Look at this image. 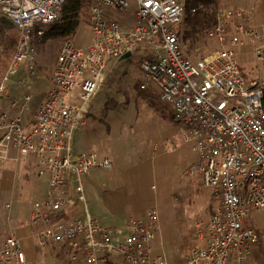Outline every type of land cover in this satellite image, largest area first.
<instances>
[{
	"label": "built area",
	"instance_id": "1",
	"mask_svg": "<svg viewBox=\"0 0 264 264\" xmlns=\"http://www.w3.org/2000/svg\"><path fill=\"white\" fill-rule=\"evenodd\" d=\"M132 1L135 21L124 24L108 9L126 10L130 0H90V43L65 38L51 86L29 113L38 78L37 42L46 26L61 17L66 0H0V16L19 31L0 77V98L11 97L9 108L0 110V157L10 149L17 151V159L33 156L38 175L48 177L44 198L34 203L28 221L43 224L34 233L39 246L56 242L69 264H104L107 255H117L125 264H170L165 253L156 252L157 208L122 225L104 223L98 215L100 198L90 195L85 178L114 163L94 147L80 152L73 147L75 129L85 124L107 67L144 44L140 88L159 87V101L169 105L183 140L197 154L186 174L199 175L218 200L211 217L196 222L184 264H243L259 241L246 217L264 209V75L247 81L241 66L252 61L260 70L264 64V24L257 25L245 7L217 6L205 35L218 48L192 59L178 31L185 1ZM22 63L27 71L19 76ZM69 207H79V216L63 218ZM0 264H31L14 230L0 241Z\"/></svg>",
	"mask_w": 264,
	"mask_h": 264
},
{
	"label": "rangeland",
	"instance_id": "2",
	"mask_svg": "<svg viewBox=\"0 0 264 264\" xmlns=\"http://www.w3.org/2000/svg\"><path fill=\"white\" fill-rule=\"evenodd\" d=\"M130 3L131 7L126 10L112 9L109 12L119 21L133 20L136 7L132 0ZM89 4L90 1L88 10L84 8L80 13L79 25L73 33L54 36L36 46L38 79L34 91H44L50 86L58 53L66 37H71L79 45L90 40ZM220 5L248 7L253 12L254 22L259 26L264 24V0H223ZM184 27L181 22L178 31ZM180 38L192 59L204 57L218 48L217 41L208 38L204 32L191 35L187 40H183L180 32ZM143 48L144 44L131 57L119 63L114 60L107 67L103 81L89 102L85 124L75 129L73 147L75 152L90 146L99 149L115 164L113 169H93L90 177L93 180L85 178L87 189L88 184L95 185L98 197L102 196L108 202L111 210L107 213L114 215L104 219V223L119 224L116 219L123 222L125 218L143 215L157 207L161 233L170 249L165 250L166 255L172 264H183L193 243L196 222L208 220L218 200L199 175L186 174L193 164L192 145L183 140L182 126L173 117L169 105L159 101V87L154 84L148 90L151 92L149 97L139 102L137 84L145 78L140 67ZM241 68L247 81L264 75V64L258 70L254 62H243ZM25 69L26 65L22 63L19 76L25 74ZM22 72L24 74L20 75ZM10 101V96L1 97L0 110L9 108ZM157 143L160 144L159 150L154 149ZM15 156L16 153H8L6 157H0V238L8 232L9 213L15 215L18 212L17 221H25L27 209L41 193L30 174L23 173L26 160ZM8 170L18 177L17 181L5 178ZM103 181H110L112 188H99L97 183ZM8 201L13 202L12 210L5 208ZM245 223L256 230L259 241L252 246L243 264H264V209L251 211ZM109 258L122 260L117 255L106 257Z\"/></svg>",
	"mask_w": 264,
	"mask_h": 264
},
{
	"label": "crops",
	"instance_id": "3",
	"mask_svg": "<svg viewBox=\"0 0 264 264\" xmlns=\"http://www.w3.org/2000/svg\"><path fill=\"white\" fill-rule=\"evenodd\" d=\"M222 2H223V0H222ZM236 6H238V5H236ZM239 6H242V7H245V6H243V5H239ZM245 8H247L248 10H251L250 8H248V7H245ZM108 10H112V9H108ZM134 21H135V16H133V20H130V19H123V21H121V22H123L124 24H133L134 23ZM91 38H92V33H91V37H90V40L86 43V44H82V45H87V44H89L90 43V41H91ZM25 72H26V69H25ZM24 72V73H25ZM23 72L22 73H20V75H22V74H24ZM53 75V74H52ZM38 79V78H37ZM37 79H35L34 80V87H33V90H32V94H33V97H32V101H31V104H30V111H29V113L39 104V102L43 99V97H44V95L46 94V92L49 90V88H50V86H51V83H52V76H51V83H50V86L45 90L44 89V91L43 90H35L34 91V89H35V87H36V81H37ZM142 81V80H141ZM141 83V82H140ZM152 88H153V86H152ZM152 88H150V89H148V90H151ZM34 91V92H33ZM158 94H159V92H157ZM146 100V99H145ZM158 145V146H157ZM157 146V147H156ZM154 149L155 150H159L160 149V144L159 143H157L156 145H154ZM192 150H193V148H192ZM194 152V153H193ZM10 153H12V154H14L15 155V153H16V156H17V151H15L14 149H10L9 150V154ZM192 153H193V155H192V162L194 163L195 161H196V159H197V154H196V152L193 150L192 151ZM16 156H15V158H16ZM108 156V155H107ZM17 159V158H16ZM20 159V158H19ZM20 160H26V162H25V165H24V171H23V173L25 172V171H27V173H29L30 174V177L32 178V181H36L37 182V188L40 190V196L33 202V204L27 209V218L25 219V221H17V217H18V212L17 213H15V215L14 214H12L13 212H10L9 213V215H8V223H9V228H8V232H7V234L5 235V236H3L2 238H0V241H2V240H4L8 235H9V233L11 232V231H15L22 239H23V243H24V246H25V249H26V251H27V255H28V258H29V260H30V262H31V264H65L66 262L65 261H67L66 259H65V255H64V248L63 247H60V245L59 244H57L56 242H54V241H47V243H46V245H44V246H39L38 244H37V240H36V238H35V236H34V233L38 230V229H40L42 226H43V224L42 223H36V224H31V223H29L28 221H29V217H30V215H31V213H32V209H33V206H34V203L35 202H37V201H39V200H41V199H43L44 198V195H45V193H46V190H47V187H48V177H46V176H41V175H38V169H39V163H38V161H37V159L35 158V157H33V156H31V157H29V158H27V159H20ZM19 160V161H20ZM114 166H115V164H114ZM113 168H115V167H113ZM112 168V169H113ZM8 172V174H6V177L5 178H8V177H11V178H13V179H16V181H17V178L18 177H15L12 173H13V171L12 170H8L7 171ZM15 172H18V170H15ZM36 175V176H35ZM92 176V175H91ZM26 177H28V175L26 176ZM35 177V178H34ZM91 180H93L92 178H90ZM9 180V179H8ZM102 183H110L111 184V182L110 181H103V182H101V183H97V186L99 187V188H101L102 190L104 189L103 187H102ZM34 185V184H33ZM35 187V188H36ZM73 187V186H72ZM88 187H89V189H88V191H89V193H90V195L92 196V197H94V196H98V194H97V192H96V190H95V185H89L88 184ZM117 187H118V185H117ZM152 187H153V185H152ZM104 190H108V189H104ZM72 194H74V191H73V188H72ZM99 198H100V201H101V206H100V208H99V210H98V215H99V217L100 218H102V220L104 221V219H106V220H108L109 219V217L110 218H112L114 215L113 214H108L107 213V211L108 210H111L110 208H109V206H108V202H106L105 201V199L104 198H102V196L100 197L99 196ZM8 203H11V206L10 207H7V204ZM217 204H218V202H216L215 203V208H214V211H215V209H216V207H217ZM14 206H13V202L12 201H8L6 204H5V208L7 209V210H12V208H13ZM102 208V209H101ZM157 208V207H156ZM157 210H158V208H157ZM78 211H79V207H76V208H74V207H69V208H67L66 210H65V213L63 214V218H66V219H70L71 217H75V216H79V213H78ZM214 211L212 212V214L214 213ZM148 212V211H147ZM146 212V213H147ZM146 213L145 214H143V215H140V216H131V217H143V216H145L146 215ZM158 213H159V211H158ZM10 214H12L13 215V219L11 220V215ZM211 214V215H212ZM211 215H210V217H211ZM209 217V218H210ZM130 217H128V218H125L124 220H123V222L120 220H117L116 219V222L118 223V222H120L119 224H114V225H122V224H124L125 222H127V220L129 219ZM159 218H160V215H159ZM208 218V219H209ZM19 219V218H18ZM11 220V221H10ZM190 248H191V246H190ZM190 248H189V250H190ZM169 250L170 251V249H169V247H168V243L163 239V236H162V233H161V224H160V229H159V231H158V233H157V238H156V252H163V253H165V255H166V252H165V250ZM188 250V251H189ZM187 254H188V252H187ZM107 256H109V255H107ZM167 256V255H166ZM187 256V255H186ZM111 258H113L112 256H110ZM111 258H109V259H106V257H105V264H125L122 260H112ZM167 259H168V261H169V263L170 264H172V262H170V260H169V258L167 257ZM65 260V261H64ZM68 262V261H67ZM174 264V263H173ZM184 264V263H183Z\"/></svg>",
	"mask_w": 264,
	"mask_h": 264
},
{
	"label": "trees",
	"instance_id": "4",
	"mask_svg": "<svg viewBox=\"0 0 264 264\" xmlns=\"http://www.w3.org/2000/svg\"><path fill=\"white\" fill-rule=\"evenodd\" d=\"M90 0H66L63 6L61 17L46 26L45 33L37 42L43 43L58 35H68L73 33L79 25V15L87 8ZM186 11L182 23L185 27L180 31L183 40H187L191 35L204 32L215 22L214 12L222 0H185ZM196 9L192 12V9ZM181 28V27H180ZM19 31L11 20L0 16V77L6 73L10 59L12 58ZM140 92L137 93L139 102L149 97L151 92L142 90L140 83L137 84ZM148 91V92H147Z\"/></svg>",
	"mask_w": 264,
	"mask_h": 264
},
{
	"label": "water",
	"instance_id": "5",
	"mask_svg": "<svg viewBox=\"0 0 264 264\" xmlns=\"http://www.w3.org/2000/svg\"><path fill=\"white\" fill-rule=\"evenodd\" d=\"M132 55L130 54V53H126V54H124V55H122L120 58H118L116 61H115V63H119V62H121L122 60H125V59H127V58H129V57H131Z\"/></svg>",
	"mask_w": 264,
	"mask_h": 264
}]
</instances>
